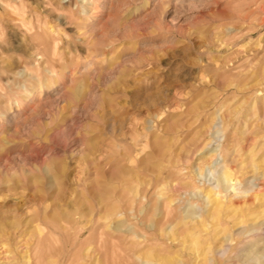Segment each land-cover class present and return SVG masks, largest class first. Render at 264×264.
<instances>
[{
	"label": "rangeland",
	"instance_id": "obj_1",
	"mask_svg": "<svg viewBox=\"0 0 264 264\" xmlns=\"http://www.w3.org/2000/svg\"><path fill=\"white\" fill-rule=\"evenodd\" d=\"M145 4L133 17L140 20L135 33L138 56H145L150 49L164 43L158 29L172 25L175 16L174 4L166 10L160 0H145ZM0 14V26L7 41L2 50L11 57L14 71L20 66L16 57L22 53L27 55L21 39H30L38 19L42 21L45 16L51 19L55 14L45 8L43 0H3ZM108 15L105 13L103 19L107 20ZM194 15L196 19L215 20L227 18L231 11L224 0H216L194 10ZM185 19L181 16L175 27L179 29ZM61 28L66 34H72L71 28L63 24ZM242 31L244 34L231 47L220 48L221 55L209 65V71L217 65L227 66L214 76L190 64L177 76L176 65L188 59L181 45L169 48L158 64L148 68L149 83L129 81L131 86L123 90L119 99L124 105L120 116H114L105 106L102 117L103 131L114 132L113 154L100 165L87 168L85 182L72 199L65 196L57 203L48 199L42 203L28 191L0 200V222L3 223L0 264H14L18 260H26L28 264L38 261L41 264H145L149 260L154 264H202L205 259H211L214 264H264V218L260 217L264 181L260 180L259 173L245 177V187L251 189L249 195L233 200L231 205L217 206L211 213L203 206L202 194L191 184L178 185L176 203L166 208L164 201L153 203L151 193L155 183L152 187L142 183L130 217L126 212L129 200L123 187L133 180L143 181L152 176L158 163L167 156L190 160V167L195 169L217 143L227 150L229 158L238 152L246 165L259 164L264 159V143L259 138V121L264 119V27ZM50 43L64 58L63 65L53 64L60 72L75 67L83 71L82 60L90 61L89 74L100 71L95 49L90 50L84 41L73 39L69 43L55 38ZM192 46L198 50L201 42L193 39ZM117 55L124 59L131 53L125 48ZM73 57L77 65L70 64ZM105 80L101 73L96 78V87L102 88ZM201 80L203 83H197ZM169 84L175 86L166 94H157V89ZM62 91L58 90L55 95L38 94L29 111L37 113L41 122L46 121L63 106ZM229 101L231 109L239 106L238 115L234 113L231 126L223 139H219L212 127L213 117L222 103ZM87 112L84 104L78 105L75 122L88 119ZM145 116L153 117L159 135L156 131L149 133L147 141L137 148L135 137L141 129L135 121ZM221 117L229 119L228 110ZM67 124L71 134L72 121L68 120ZM209 140L211 143L206 145ZM65 143L66 150L71 152L78 142L66 139ZM39 151L33 148L34 153ZM20 154L24 155V151ZM15 155V151L10 152L0 163H11ZM214 163L205 171V184L214 181V172L208 174ZM69 168L71 180L76 170L71 162ZM161 177V183L176 178L168 170L161 172ZM114 183L123 186L115 187L109 198L108 185ZM139 198L144 200L143 211L139 210ZM121 211L123 218H117ZM197 216L203 220L196 219ZM182 220L186 223H181Z\"/></svg>",
	"mask_w": 264,
	"mask_h": 264
},
{
	"label": "clouds",
	"instance_id": "obj_2",
	"mask_svg": "<svg viewBox=\"0 0 264 264\" xmlns=\"http://www.w3.org/2000/svg\"><path fill=\"white\" fill-rule=\"evenodd\" d=\"M166 10L169 5H175V16L172 25L160 27L158 31L164 37V43L148 51L145 56L136 55L135 33L140 26V20L133 19L139 10L146 4L145 0H43L45 8L54 13V18L48 16L37 20V26L30 33V39H21L24 51L16 57L19 67L11 69V57L3 52L7 41L3 27L0 26V161L10 152L16 155L11 157V163H0V200L8 197H18L30 191L33 197L40 198L41 202L48 199L57 203L67 196L72 199L77 189L85 182L86 170L89 166L96 167L101 161H106L113 154L115 141L114 132L108 134L101 125L105 106L112 110V114L119 117L124 105L119 103L123 90L130 87L129 81L149 83L146 79L148 68L159 63L169 48L184 46L187 61L176 65V75L184 72L186 64L199 66L200 70L214 76L223 71L226 65H217L209 71V65L219 57L220 48L231 47L238 36L243 35V29L249 31L254 27H264V0H224L230 8L231 15L227 18L196 19L194 10L205 7L216 0H160ZM3 3V0H0ZM109 13L107 20L103 17ZM181 16L186 17L184 24L177 29L176 21ZM2 18V14H0ZM71 28L72 34H66L61 28ZM63 38L67 42L75 39L84 41L89 49H95V61L99 65V72L89 74L90 61L82 60L83 71L75 67L71 71L60 72L53 67L54 63L63 65L64 58L59 52L52 49L50 41ZM193 39L199 40L201 46L197 50L192 46ZM83 47V45H81ZM127 48L131 55L121 59L118 57L123 49ZM106 53H110L105 55ZM207 58V62L205 61ZM71 65H77L76 58L70 59ZM103 74L106 77L102 88L96 87V78ZM186 78V77H185ZM176 83H179L177 80ZM203 83V80L197 81ZM175 84H169L157 89V94H166ZM63 90L60 99L63 106L57 109V114L51 115L41 122L40 116L29 111V105L38 94L47 92L55 95ZM219 99V95L217 96ZM84 104L88 108V119L75 122L77 106ZM228 103H222L216 116L213 117L212 127L216 136L223 139L231 126V122L238 115L239 106L231 109ZM229 112V119L221 117V113ZM235 113V115H234ZM72 121V133H69L67 121ZM260 136L264 143V119L259 121ZM140 132L135 137L137 148L148 139L149 133L156 131L155 120L152 116L135 121ZM255 127V126H254ZM66 139L77 141V147L71 152L66 150ZM211 141H206V145ZM31 145V147H29ZM38 148L39 154L33 152ZM24 151V155L20 152ZM77 157L79 159H77ZM72 163L76 175L69 180V163ZM87 162V163H86ZM212 167L214 181L205 184V171ZM6 165V166H5ZM191 161H181L167 156L157 165V171L143 181L133 180L129 185H108L109 198L115 187L123 186L129 200L126 212L133 215V204L136 203L137 189L142 183L152 187L153 203L165 202V207L176 203V188L181 184H191L195 191L202 194L203 206L209 213L217 206L231 205L232 201L246 197L251 189L244 184L249 174L259 173L264 181V159L259 164L246 165L237 152L229 158L227 150L217 143L216 148L206 160L201 161L195 169L190 167ZM106 166V165H105ZM168 170L176 178L160 180L161 172ZM153 177L156 180H153ZM125 179H128L127 177ZM69 184L73 187L70 189ZM7 191H4V189ZM71 192L72 195H67ZM171 198V199H170ZM139 210L143 211L144 200L139 198ZM47 207V204H44ZM124 212L118 213L117 218H123ZM260 217L264 218V202L260 209ZM215 219V217H212ZM151 219V217H150ZM196 219L203 220L197 216ZM186 223V221H180ZM195 223V221H193ZM3 232V223L0 222V235ZM14 264H28L26 260L15 261ZM41 264V262H37ZM47 264V262H44ZM71 264V262H70ZM145 264H154L146 261ZM202 264H214L211 259H205Z\"/></svg>",
	"mask_w": 264,
	"mask_h": 264
},
{
	"label": "bare ground",
	"instance_id": "obj_3",
	"mask_svg": "<svg viewBox=\"0 0 264 264\" xmlns=\"http://www.w3.org/2000/svg\"><path fill=\"white\" fill-rule=\"evenodd\" d=\"M212 128V127H211ZM216 133V132H215ZM90 222H92V220H90ZM226 248V247H225ZM85 252V251H84ZM47 260V259H46ZM28 261H29V259H28ZM50 262V261H49Z\"/></svg>",
	"mask_w": 264,
	"mask_h": 264
}]
</instances>
